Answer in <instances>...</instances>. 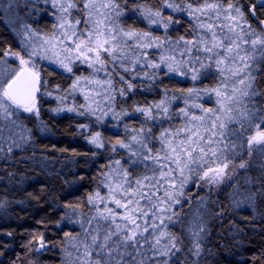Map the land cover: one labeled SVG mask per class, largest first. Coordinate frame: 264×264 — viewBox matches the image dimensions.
Returning a JSON list of instances; mask_svg holds the SVG:
<instances>
[{
    "label": "snow or ice",
    "instance_id": "6c2138e0",
    "mask_svg": "<svg viewBox=\"0 0 264 264\" xmlns=\"http://www.w3.org/2000/svg\"><path fill=\"white\" fill-rule=\"evenodd\" d=\"M25 12L29 18L52 17L51 30L25 23L20 15ZM4 14L15 15L7 23L21 42L17 51L0 47V162L34 159L36 133L50 131L40 119L45 96L56 101L49 109L54 115L75 114L87 121L77 125L74 135L109 153V162L93 177L96 188L87 194L88 211L79 203L64 205L71 212L61 219L80 229L64 232V264H203L205 254L219 258L213 264H232L230 250L221 255L207 244L211 225L219 221L223 227L238 209L252 210L246 220L264 221V165L253 176L248 160L234 162L245 144L249 157L264 154V0H156L155 5L151 0H0ZM141 21L148 27H137ZM185 22L189 27L173 38L170 30L179 32ZM161 28L163 35H156ZM37 60L68 74L71 84L47 90ZM79 66L88 74L76 75ZM176 77L193 86L164 84L165 78ZM207 79L213 83L196 86ZM157 89L159 100L127 105L137 91ZM77 94L83 103L76 102ZM175 101L184 106L173 111ZM32 117L39 121L35 128L28 126ZM177 118L179 124L173 123ZM94 124L117 129L116 138L93 131ZM120 150L124 154L114 159ZM101 154L91 152L93 165ZM70 155L87 153L73 149ZM238 169L245 170L240 177ZM225 188L230 189L226 194ZM11 203L0 197V209ZM36 223L47 228L44 219ZM228 225L233 238L244 231L233 219ZM28 235L21 247L38 258L49 248L45 233ZM24 259L17 256L21 264ZM251 259L264 264V249ZM28 264L39 261L28 259Z\"/></svg>",
    "mask_w": 264,
    "mask_h": 264
},
{
    "label": "trees",
    "instance_id": "16d2710c",
    "mask_svg": "<svg viewBox=\"0 0 264 264\" xmlns=\"http://www.w3.org/2000/svg\"><path fill=\"white\" fill-rule=\"evenodd\" d=\"M151 2L154 5L156 4V0H151ZM40 6L43 7V5ZM168 14L165 11V15ZM20 15L21 19L24 18V22L30 24L33 28L39 29L42 32H49L51 30L52 17L44 16L42 19H38L34 15V17L29 18L27 12ZM7 22L8 18L6 15L0 16V47L11 46L13 51H17L20 49L21 37L16 34V30ZM128 23L131 24L133 22L128 21ZM136 26L142 29L148 27L146 22L142 21L138 22ZM188 27V23L185 22L179 28V32L173 28L169 34L175 38L177 35L183 34ZM163 33L164 30L162 28L155 32L156 35H163ZM37 63L44 69L41 75L44 80L48 81L47 90H52L56 84H60L63 88H67L71 84L72 80L68 74H61L60 69H56L53 72L54 65L45 61ZM88 71V69L77 68L76 75H80L81 73L87 75ZM211 83L213 81L207 79L197 82L196 86L203 87ZM164 84L173 89L193 86L191 80L182 81L179 77L172 80L165 78ZM44 90L42 86L41 91ZM145 98L147 100H159V89L154 93L144 94L137 91L136 96L130 97L127 100V105L130 106L133 100L143 101ZM72 102L71 98L67 101L69 104ZM76 102L83 103V97L77 94ZM201 102L204 103V101ZM41 103L40 119L47 124L50 131L46 134L36 133L34 159L21 164L0 162V177H3V180H0V197L4 200L12 201L10 205L0 209V253H3V255H0V262L2 264H12L14 260H17V256L25 257L23 264H28V259H38L39 264H64L66 259V253L62 251L64 247L62 243L64 241V232L70 231L75 234L80 230L78 224L69 223L66 219H61L65 216V213L71 212L70 209L64 208V205L69 202L73 204L79 203L83 211H88L91 206L87 204V194L96 188V181L93 180V177L97 175L102 164L109 162L108 152L96 150L88 145L83 137L74 135L77 131V125L87 122L85 119L68 113L54 115L49 109L56 106V101L46 96L42 97ZM211 103V101H208L205 103V106L209 107ZM183 106V101H175L173 111ZM90 119L94 120V118ZM126 122L138 124V121L126 120ZM179 122L178 118L173 121L175 124H179ZM38 123L39 121L35 117H32L31 121L28 122V126L35 128ZM111 123L114 124L116 122L111 121ZM232 126L239 127L236 124ZM92 130L102 131L106 137L116 138L114 133L117 129H113L110 125L104 128L97 127L94 124ZM154 131L158 133L159 129H154ZM119 134L123 135L122 127L119 129ZM59 149H68V151L61 152ZM73 149L79 153H87V155L72 156L70 153ZM92 151H100L102 153L95 158L94 165L90 160ZM123 154V150H120V154L113 158L119 159L120 155ZM16 155H21L19 150L16 151ZM27 155H33L31 149H29ZM241 157L250 163L249 175H257L258 170L264 165V154L254 152L252 157H249L247 155L246 144L239 151V155L235 157L234 162L239 164ZM11 171H15L16 175L9 178L7 173ZM244 172L245 170L239 169L237 176H242ZM80 177H84V179L81 180ZM22 178H24L23 183H21ZM229 190L225 188L224 193L226 194ZM106 191V189H101V194H105ZM30 193L32 194L31 196L29 195ZM200 195H205V193L200 192ZM81 198H83L82 202ZM212 198L215 199V195ZM221 199L222 202H227L223 196ZM17 201H24V203L19 204L16 203ZM251 215V209L247 211L238 209L234 217L231 214L229 215L228 219H233L240 228L244 229L235 238L229 235L231 229L228 225V219H225L223 222V227L219 221L211 225V234L207 247L212 248L221 255L226 250H230L232 253L230 257L232 264H253L251 259L252 254L259 253L264 249V221L245 219V217H250ZM41 219L47 222V228L36 223ZM75 219L77 217H73V220ZM57 221L61 223L60 228L56 227ZM33 230L44 232L46 240L49 243L48 250L44 251L38 258L32 254H26V250L21 247L22 244L27 243L30 239L28 233ZM9 231L13 232L14 236L9 237L4 234ZM175 231L179 234L181 232L180 227L177 226ZM5 244L8 245L7 249L4 248ZM68 250L72 251L70 247ZM218 259V257L208 256L207 254L202 257L203 264H213V261H217ZM17 264H21V262L17 260Z\"/></svg>",
    "mask_w": 264,
    "mask_h": 264
},
{
    "label": "rangeland",
    "instance_id": "374dc122",
    "mask_svg": "<svg viewBox=\"0 0 264 264\" xmlns=\"http://www.w3.org/2000/svg\"><path fill=\"white\" fill-rule=\"evenodd\" d=\"M6 15V17L8 18V20L9 19H11V20H15V15L14 14H4V16ZM14 16V17H13ZM32 17H34V15L32 16ZM23 18V17H22ZM24 19V18H23ZM43 61H45V62H48L47 60H37V62H43ZM18 63V62H17ZM49 63V62H48ZM50 64V63H49ZM55 66V65H54ZM78 68H80V69H87L85 66H79ZM102 75V74H101ZM237 126H239L238 124H236ZM239 171V169L237 170V172ZM238 174V173H237ZM206 191H207V189H205V190H203V191H200V192H204V193H206ZM177 210L179 211L180 209L179 208H177ZM188 209H187V206H185V208H184V211H187Z\"/></svg>",
    "mask_w": 264,
    "mask_h": 264
}]
</instances>
